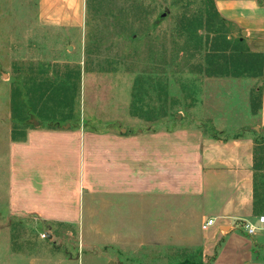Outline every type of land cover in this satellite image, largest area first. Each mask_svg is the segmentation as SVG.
<instances>
[{"label": "rangeland", "instance_id": "rangeland-1", "mask_svg": "<svg viewBox=\"0 0 264 264\" xmlns=\"http://www.w3.org/2000/svg\"><path fill=\"white\" fill-rule=\"evenodd\" d=\"M220 1L86 0L83 29L70 31L41 20L39 0H0V264H202L191 218L172 232L147 194L89 195L80 225L17 216L12 153L39 128L147 140L177 118L209 132L207 114L238 119L260 64L244 56ZM203 98L212 113L199 112ZM251 132L264 213V130Z\"/></svg>", "mask_w": 264, "mask_h": 264}, {"label": "crops", "instance_id": "crops-1", "mask_svg": "<svg viewBox=\"0 0 264 264\" xmlns=\"http://www.w3.org/2000/svg\"><path fill=\"white\" fill-rule=\"evenodd\" d=\"M85 1L39 0L41 20L82 30ZM216 7L241 35L247 60L260 64L249 75L254 83L246 88L243 116L230 119L222 115L227 110L207 114L203 119L210 132L199 120L185 124L177 118L169 130L147 132V140L71 128L33 129L12 153L11 207L17 216L80 225L89 195L142 193L152 206L160 202L161 218L175 228L172 232L183 233L185 219L191 218L201 233L202 264H264V225L258 221L264 213L255 208L257 144L251 132L264 130V0H221ZM258 81L260 106L254 111L251 89ZM206 104L203 98L199 112ZM140 139L143 144L137 146ZM208 219L217 223L203 230ZM246 226L257 231L249 235Z\"/></svg>", "mask_w": 264, "mask_h": 264}, {"label": "built area", "instance_id": "built-area-1", "mask_svg": "<svg viewBox=\"0 0 264 264\" xmlns=\"http://www.w3.org/2000/svg\"><path fill=\"white\" fill-rule=\"evenodd\" d=\"M258 221H259V224H260V225H264V217H260V218L258 219ZM216 223H217L216 219H208V220H206L205 223L203 224L202 229H203V230H207L208 228H210V227H212V226H215ZM246 230H247V233H248L249 235H254L255 232L257 231L256 228H254V227H250V226H246Z\"/></svg>", "mask_w": 264, "mask_h": 264}, {"label": "trees", "instance_id": "trees-1", "mask_svg": "<svg viewBox=\"0 0 264 264\" xmlns=\"http://www.w3.org/2000/svg\"><path fill=\"white\" fill-rule=\"evenodd\" d=\"M255 143L258 145V143H257V141L255 140ZM257 170H256V163H255V172H256ZM255 192H256V201H255V208H259V206H260V201H259V199H258V195H257V190L255 189Z\"/></svg>", "mask_w": 264, "mask_h": 264}]
</instances>
